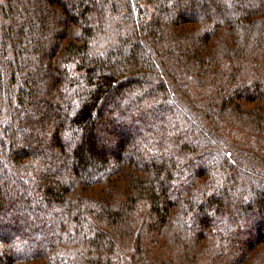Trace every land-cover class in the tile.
Wrapping results in <instances>:
<instances>
[{
    "label": "trees",
    "instance_id": "trees-1",
    "mask_svg": "<svg viewBox=\"0 0 264 264\" xmlns=\"http://www.w3.org/2000/svg\"><path fill=\"white\" fill-rule=\"evenodd\" d=\"M29 1L0 0V264H264V0Z\"/></svg>",
    "mask_w": 264,
    "mask_h": 264
},
{
    "label": "rangeland",
    "instance_id": "rangeland-1",
    "mask_svg": "<svg viewBox=\"0 0 264 264\" xmlns=\"http://www.w3.org/2000/svg\"><path fill=\"white\" fill-rule=\"evenodd\" d=\"M23 5H24V7L25 6H30V1L29 0H23ZM34 3V2H33ZM33 3L31 4V5H33ZM31 16L32 15H30V20H29V25L30 24H32L33 26H35V21H33L32 20V18H31ZM28 25V26H29ZM34 32H36L35 30H34ZM47 33V31H45V33H44V38L46 37V36H50L49 34H46ZM33 52V53H32ZM32 52H29L28 51V53L30 54V55H33L34 54V49H32ZM134 90H136V88H134ZM42 95V94H41ZM43 96V95H42ZM52 98H54V97H52ZM148 100H150V98H148ZM115 108L114 107H112V106H107V108L105 107V115H112V113H114L115 114V110H114ZM101 121H102V118L100 119H98L97 120V125H100V123H101ZM129 122H127L126 124H128ZM47 126H48V124H47ZM132 126V125H131ZM50 128V127H49ZM128 133H130V131H128V130H123L122 131V134L121 133H119V132H117V131H114L112 134H110V135H106V139H107V141L105 142V144H107L108 146H110L111 148H112V150H115V144L113 143V141L112 140H116L117 138H120V136L121 137H123V139L125 140L126 139V135H127V132ZM64 133H66V131H63V137L65 138V140L66 141H69V139H70V137L68 136V134L66 133L65 134V136H64ZM121 134V135H120ZM128 138V137H127ZM71 141V140H70ZM129 146L132 144V141H130L129 143ZM129 146H127V147H129ZM143 146V144H142V142H139L135 147H137V148H141ZM129 149V148H128ZM187 152V151H186ZM184 157H186V156H188V153H186V155L185 154H182ZM89 164V167L90 168H93L94 167V163H92V162H89L88 163ZM65 167L66 168H69V166H67V165H65ZM173 172H174V180H176L175 182H178L183 176H180V174H179V172L178 171H174L173 170ZM158 182V184L160 183H162V184H164V182H163V179L162 178H159L158 179V181H157V179L155 180V183L153 182V184L154 185H157L156 183ZM5 198H6V195H5V193L4 192H1V195H0V200H1V203H3V206H5V204H4V200H5ZM5 208H6V206H5ZM15 211H16V209L13 207V206H8L7 208H6V210L5 211H0V215H4V217L5 216H8V217H10L11 218V221L14 219V217H11L12 215H13V213H15ZM3 216H0V235L2 236V237H6V239H8V237H9V234H11V233H13V222L11 223V221H10V218L9 219H6L7 221L5 222L4 221V218ZM185 217V216H184ZM214 218H216L215 216H213L212 215V213H208L207 214V221H209V223L211 222V224H212V221L211 220H214ZM185 219H186V217H185ZM16 220V219H15ZM238 223V222H237ZM242 226H243V230H244V228H245V236H249V235H247V234H250L251 235V230H252V225H251V223L250 222H248L247 220H246V222H245V224H243L242 223V221H241V225L239 226V227H241L242 228ZM14 237H16L15 238V240H19L18 242H16L17 244H20V243H24L23 242V238H22V236H21V238H19V237H17V236H14Z\"/></svg>",
    "mask_w": 264,
    "mask_h": 264
}]
</instances>
